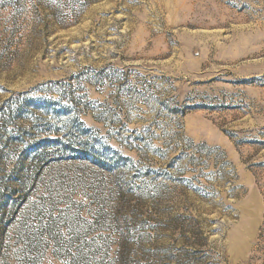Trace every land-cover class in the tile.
Here are the masks:
<instances>
[{
	"label": "rangeland",
	"instance_id": "obj_1",
	"mask_svg": "<svg viewBox=\"0 0 264 264\" xmlns=\"http://www.w3.org/2000/svg\"><path fill=\"white\" fill-rule=\"evenodd\" d=\"M0 264H264V0H0Z\"/></svg>",
	"mask_w": 264,
	"mask_h": 264
}]
</instances>
